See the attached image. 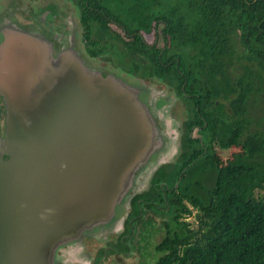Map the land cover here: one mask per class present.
Listing matches in <instances>:
<instances>
[{
    "label": "water",
    "instance_id": "water-1",
    "mask_svg": "<svg viewBox=\"0 0 264 264\" xmlns=\"http://www.w3.org/2000/svg\"><path fill=\"white\" fill-rule=\"evenodd\" d=\"M6 34L0 264L78 263L85 238L120 233L133 196L177 158L179 119L163 90L112 81L78 45L19 25Z\"/></svg>",
    "mask_w": 264,
    "mask_h": 264
},
{
    "label": "trees",
    "instance_id": "trees-1",
    "mask_svg": "<svg viewBox=\"0 0 264 264\" xmlns=\"http://www.w3.org/2000/svg\"><path fill=\"white\" fill-rule=\"evenodd\" d=\"M83 5V19L112 18L125 33L144 35L164 24L170 45L180 46L190 62L193 86H201L208 101L233 94L228 115L220 102L224 119L215 109L210 123L220 143L240 149L223 164L210 151L186 172L177 205L179 230L170 227L155 264H264V128L247 108L250 95L264 90V0H83ZM255 100L260 110V97ZM195 173L200 176L194 179ZM189 215L192 220L185 219Z\"/></svg>",
    "mask_w": 264,
    "mask_h": 264
},
{
    "label": "flooded vegetation",
    "instance_id": "flooded-vegetation-1",
    "mask_svg": "<svg viewBox=\"0 0 264 264\" xmlns=\"http://www.w3.org/2000/svg\"><path fill=\"white\" fill-rule=\"evenodd\" d=\"M84 11L83 0H0V46L8 45L4 35L9 26H23L53 41L59 49L74 44L80 46L82 49L78 51L83 54L86 64L106 77L111 76L112 81L135 82L150 89L153 86L158 92L163 90L173 101L179 119L177 158L161 165L148 187L133 196L120 233L111 234L103 241L85 238L87 251L83 260L69 263L155 264L163 253L159 244L168 235L170 227L179 230L176 222L182 217L177 205L186 172L213 150L215 160L223 164L219 153L230 144L220 143L210 121L215 109L216 116H222L217 109L220 102L228 115L229 98L233 94L223 93L208 101L201 86H193L195 82L188 73L190 62L182 56L180 46L170 45V38L162 30L164 24L160 25L161 29L154 26L144 35H134L125 33L112 18L107 22L83 19ZM137 36L142 37L143 43ZM240 70L241 74L246 72L245 68ZM256 97L260 94L249 97V117L252 113L255 118L258 116ZM6 118L7 111L0 96V136L5 130ZM197 176L200 175L195 173L194 179ZM185 219L192 220V215ZM155 254L157 257L151 260Z\"/></svg>",
    "mask_w": 264,
    "mask_h": 264
},
{
    "label": "rangeland",
    "instance_id": "rangeland-1",
    "mask_svg": "<svg viewBox=\"0 0 264 264\" xmlns=\"http://www.w3.org/2000/svg\"><path fill=\"white\" fill-rule=\"evenodd\" d=\"M256 67H257V69L259 68L258 66H256ZM260 102H261V106H260L261 109L258 112L257 118L260 119V122H261L260 130H261L264 128V90L260 94ZM239 149H240V147L237 144H230L229 147L223 149L219 153V158L221 159V162L226 163L228 160L233 158L234 154L237 151H239ZM262 193H264V190L262 191ZM156 257H157L156 254L154 256H151V260H152V258H156Z\"/></svg>",
    "mask_w": 264,
    "mask_h": 264
}]
</instances>
